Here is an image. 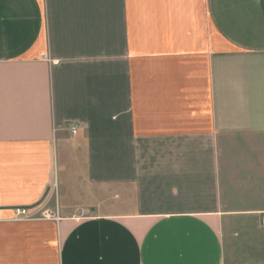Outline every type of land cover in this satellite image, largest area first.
Returning a JSON list of instances; mask_svg holds the SVG:
<instances>
[{"label": "crops", "instance_id": "1", "mask_svg": "<svg viewBox=\"0 0 264 264\" xmlns=\"http://www.w3.org/2000/svg\"><path fill=\"white\" fill-rule=\"evenodd\" d=\"M263 217L264 0H0V264H264Z\"/></svg>", "mask_w": 264, "mask_h": 264}, {"label": "built area", "instance_id": "2", "mask_svg": "<svg viewBox=\"0 0 264 264\" xmlns=\"http://www.w3.org/2000/svg\"><path fill=\"white\" fill-rule=\"evenodd\" d=\"M69 129L71 130L72 133L76 132L77 130V124H69ZM29 208L24 207V206H18L14 211L16 218H22V217H29ZM51 217L58 218L57 215L50 214ZM262 223H264V217L262 218Z\"/></svg>", "mask_w": 264, "mask_h": 264}, {"label": "rangeland", "instance_id": "3", "mask_svg": "<svg viewBox=\"0 0 264 264\" xmlns=\"http://www.w3.org/2000/svg\"><path fill=\"white\" fill-rule=\"evenodd\" d=\"M52 203H54V201L52 199H48L46 202L41 203V205H43V208H45L48 204H52Z\"/></svg>", "mask_w": 264, "mask_h": 264}]
</instances>
